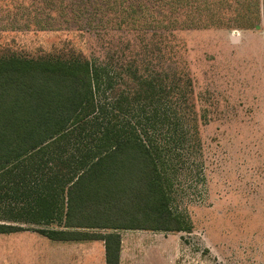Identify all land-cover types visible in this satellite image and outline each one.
Listing matches in <instances>:
<instances>
[{
	"label": "trees",
	"instance_id": "1",
	"mask_svg": "<svg viewBox=\"0 0 264 264\" xmlns=\"http://www.w3.org/2000/svg\"><path fill=\"white\" fill-rule=\"evenodd\" d=\"M40 13L41 29L70 23L102 42L127 28L159 37L108 41L100 56L0 52V233L36 224L52 240L100 239L119 264L122 230L187 229L160 140L190 133L194 84L164 31L231 28L238 14L250 23L234 27L253 28L264 0H0V32Z\"/></svg>",
	"mask_w": 264,
	"mask_h": 264
},
{
	"label": "rangeland",
	"instance_id": "2",
	"mask_svg": "<svg viewBox=\"0 0 264 264\" xmlns=\"http://www.w3.org/2000/svg\"><path fill=\"white\" fill-rule=\"evenodd\" d=\"M236 18L231 28L164 31L167 57L173 56L194 84L192 110H183L180 120L190 133L179 141L160 140L169 149L171 208L187 229L122 230L127 264L148 259V264H165L164 256L169 264H264V19L241 28L234 26L250 20ZM31 22L2 30L0 52L37 57L71 48L100 56L108 41L159 40L154 32L129 28L113 31L103 42L92 30L70 23L41 29V13ZM176 121L170 113L169 123ZM23 227L0 233V264H85L91 251L99 262L95 241H52L37 230L41 225Z\"/></svg>",
	"mask_w": 264,
	"mask_h": 264
},
{
	"label": "crops",
	"instance_id": "3",
	"mask_svg": "<svg viewBox=\"0 0 264 264\" xmlns=\"http://www.w3.org/2000/svg\"><path fill=\"white\" fill-rule=\"evenodd\" d=\"M126 230H132V229H126ZM46 237V236H45ZM48 238V237H47ZM52 240V239H50ZM52 241H62V242H84V241H95L96 243V247H99V251H98V255H97V259L99 258V262H97L96 264H106V256H105V243L103 240H100V239H89V240H71V241H65V240H52ZM74 246V245H73ZM89 248V247H88ZM93 249V247L91 248ZM165 253V252H164ZM165 257V256H164ZM164 263L165 264H169L167 262V259L164 258ZM150 261V259L146 260L144 263L142 264H148ZM83 262H85V264H88V263H94V253L93 251H91V253L89 252L88 254H86L84 256V260ZM119 264H127L126 261H125V254H124V249H123V235L121 233V250H120V258H119ZM128 264H137V263H132V262H129Z\"/></svg>",
	"mask_w": 264,
	"mask_h": 264
}]
</instances>
